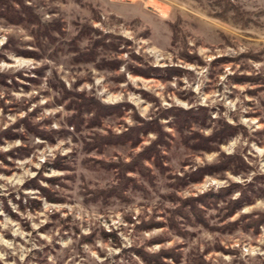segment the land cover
Here are the masks:
<instances>
[{"label": "rangeland", "instance_id": "374dc122", "mask_svg": "<svg viewBox=\"0 0 264 264\" xmlns=\"http://www.w3.org/2000/svg\"><path fill=\"white\" fill-rule=\"evenodd\" d=\"M229 2L11 3L66 49L0 15V264H264V0Z\"/></svg>", "mask_w": 264, "mask_h": 264}, {"label": "trees", "instance_id": "16d2710c", "mask_svg": "<svg viewBox=\"0 0 264 264\" xmlns=\"http://www.w3.org/2000/svg\"><path fill=\"white\" fill-rule=\"evenodd\" d=\"M15 0H0V15L2 17H4L5 19H10V18H14L15 22L21 24V25H25L28 26V28H30L31 33L33 34V36L35 37L36 42H38V44L40 46H46V44L50 45V46H54L58 49H66L64 46V41H59L57 38H55L52 34L56 33V27L55 25H53L52 23H40L39 21L33 20L28 16V13L26 12L25 9H23V7H18V8H14L12 6L11 3H13ZM216 2L224 5V8L227 9H232L233 12H237L236 8H233V5L229 2V0H216ZM28 16V17H27ZM96 18H98V16H96ZM164 21H167L164 20ZM169 26L171 27V42L174 45H176V43L178 42V44H180L181 48H185V41H184V37L183 34L180 33L178 27L175 25L177 22H168ZM12 39H14L15 41H17V37H9V42ZM64 45V46H63ZM62 46V47H61ZM6 47V46H5ZM185 50V49H184ZM185 52V51H184ZM181 54L180 56L184 59L187 58L188 55L187 53ZM79 55H84V53H78ZM81 58V57H78ZM167 71H169L170 75L173 74L176 69L175 68H168ZM173 71V72H171ZM241 78V77H239ZM242 78H246V77H242ZM256 80L255 78L252 79V81ZM62 88V87H61ZM63 92V91H62ZM203 110V109H200ZM162 111V110H161ZM198 115V114H197ZM185 118V122H189V119L187 117ZM225 126L229 127V125L225 124ZM217 134V132H214V134L210 137H207V140L209 139V142H216L217 140H220L219 137L220 135L216 138L215 135ZM222 134V133H221ZM218 142V141H217ZM233 158L235 160L239 159L236 156H220L218 157L213 164L211 165H207L208 166H213V167H220L224 162H226V160H230V162H233ZM219 165H218V163ZM221 164V165H220ZM233 164V163H232ZM224 165V164H223ZM199 169H203V167H200ZM229 191L227 187L224 188H220L218 191L213 192V191H207L201 195H198L195 198H190V199H182L181 200V205L184 209V213L182 214V217H189L185 212H195L198 213V208L196 206V204H200L202 206L208 207V202L210 200H219L220 198L228 195ZM233 204L239 205V198L232 200ZM196 202V204H195ZM230 202V201H229ZM241 205V204H240ZM239 205V206H240ZM191 207L192 211H186L185 208ZM234 207V206H233ZM232 207V208H233ZM227 208H229V205L227 204ZM230 209L229 212H231L230 214H232L234 211L233 209ZM174 213V212H173ZM261 222V224L264 222V212H261V218L257 221V223ZM129 252H133L135 255H137L138 257L141 258L142 261H144L145 263H151L152 264H166L164 263L163 259L165 258H170L173 257V259L175 261H177L178 259H176V256H172V252L171 251H167V250H160L157 253H149L143 249H137V248H132L130 249ZM127 252L123 251V260H131V256L129 255V253H127V255H125ZM126 260V261H127ZM193 263L190 264H206L202 259L199 260V257L194 258L193 259ZM107 259L99 264H107ZM58 264H61V262H58ZM126 264H137V262L134 261H129V263Z\"/></svg>", "mask_w": 264, "mask_h": 264}, {"label": "built area", "instance_id": "2783aa9c", "mask_svg": "<svg viewBox=\"0 0 264 264\" xmlns=\"http://www.w3.org/2000/svg\"><path fill=\"white\" fill-rule=\"evenodd\" d=\"M160 11H161L160 8H155V13H159ZM168 16H169V13H168V11H167V14H166V16H165L164 18L167 19Z\"/></svg>", "mask_w": 264, "mask_h": 264}]
</instances>
